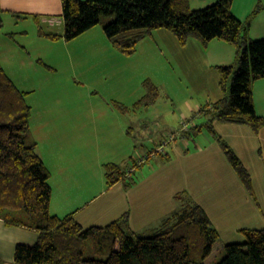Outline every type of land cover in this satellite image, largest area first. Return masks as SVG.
I'll return each instance as SVG.
<instances>
[{
	"label": "rangeland",
	"instance_id": "374dc122",
	"mask_svg": "<svg viewBox=\"0 0 264 264\" xmlns=\"http://www.w3.org/2000/svg\"><path fill=\"white\" fill-rule=\"evenodd\" d=\"M39 28L33 18L15 23L7 15L0 36L17 31L16 43L3 44L6 57L13 61L12 77L31 90L27 101L35 110L46 102L85 108L88 151L81 163L96 171L101 167V187L108 191L103 199L117 190L127 197H148L154 201L153 213L171 211L166 217L189 200L201 203L221 230L206 264H217L229 242H245L242 227L264 228V142L248 124L212 120L213 114H203L224 92L217 64L201 40L191 37L194 43L182 45L172 32L162 29L166 33L146 36L127 54L113 46L102 23L69 41L41 40ZM24 30L27 34L18 33ZM28 54L35 63L23 62ZM148 94L149 99H144ZM120 119L132 136L127 155L114 125ZM100 127L102 133L97 131ZM223 141L249 169L252 194L230 163ZM108 164L122 169L109 177H121L112 191L116 183H109ZM85 256H97L90 242Z\"/></svg>",
	"mask_w": 264,
	"mask_h": 264
},
{
	"label": "trees",
	"instance_id": "16d2710c",
	"mask_svg": "<svg viewBox=\"0 0 264 264\" xmlns=\"http://www.w3.org/2000/svg\"><path fill=\"white\" fill-rule=\"evenodd\" d=\"M63 34H39L52 40H73L102 23L114 47L131 54L156 29L172 32L182 45L195 37L207 46L214 39L236 47L237 64L217 65L223 97L204 108L212 120L248 124L255 133L264 117L255 109L253 86L264 78V38L252 39V19L263 9L259 0L245 21L232 11L233 0H217L193 9L189 0H61ZM0 0V29L4 22ZM40 25L39 15H35ZM149 99V94L144 97ZM32 106L27 92L9 77L0 62V218L39 232L35 244L16 246L17 264H206L220 234L204 206L189 200L150 233L129 227L128 213L104 226L84 227L73 214L51 210V173L30 132ZM211 120V121H212ZM224 149L233 168L253 193L252 175L230 145ZM121 174L108 164L106 174ZM121 177L109 178L113 185ZM21 210L25 211L24 216ZM245 242H231L217 264H264V228H244ZM95 257H86L88 243ZM0 264L3 260L0 259Z\"/></svg>",
	"mask_w": 264,
	"mask_h": 264
},
{
	"label": "crops",
	"instance_id": "0c3cea01",
	"mask_svg": "<svg viewBox=\"0 0 264 264\" xmlns=\"http://www.w3.org/2000/svg\"><path fill=\"white\" fill-rule=\"evenodd\" d=\"M189 1L193 9H200L217 0ZM258 3L259 0H233L232 11L240 20L245 21L255 10ZM262 5L263 9L252 19L250 24L249 36L252 39L264 38V0H262ZM1 6L4 9L2 13L3 27L9 14L15 23L23 19L28 20L33 18L37 24L35 15H39L40 26L43 32L46 34H63L64 32L61 0H1ZM55 26L59 27L58 31H52V28ZM162 29L164 28L156 29L150 35L166 33L162 32ZM22 32L24 35L27 34L26 30L19 31L18 33L21 34ZM37 32L39 33V30ZM16 33L17 31L3 32L2 36H0V62L15 84L21 90L27 92L28 99V94L31 90L21 87L13 79L10 67H13V61L6 57L7 54L3 49V44L12 45L11 42L16 43ZM40 37L41 40H50L48 36L40 35ZM190 43H194L193 40H189L186 45H190ZM26 44H22V48L25 49L24 51H28ZM205 47L207 55L209 57L212 56L211 58L215 62L213 64H237L238 52L232 44L221 39H214ZM26 57L23 60L25 64H29L30 62L35 63L32 60L31 54H28ZM253 99L256 112L264 117V78L255 81ZM28 103L32 106L30 118L31 136L37 142V151L51 173V210L54 214L61 217L73 214L84 227H91L107 225L121 218L127 212L129 215V227L139 233L153 232L161 225L162 221L171 211L168 213L162 212V215L158 213L159 211L153 213L152 208L154 207H151V203L154 201L151 198L144 197L145 199H143L141 197V199H138L130 196L127 197L120 190H117L118 193L114 194V196L106 199L102 198L105 192L107 193L108 191H105L107 189H105L104 185L101 187L103 176L101 167L99 166L96 171L95 167L87 168V166H82L81 163L83 155L88 151L84 143L86 137L84 128L87 122L84 107H80L78 104L56 106L46 102L35 110L33 104ZM37 111L39 112V116H35ZM113 111L116 113L114 109ZM68 114H71V116H67ZM114 125L119 128V135L124 142L120 148H125L124 155L130 154L129 150L131 149L128 148V144L132 141V136L127 130V125L121 119L119 123H114ZM97 131L102 133V127L98 128ZM255 134L261 142H264V126ZM87 171L88 174H86ZM118 185H120V182L110 187L111 191ZM96 188H99V190L94 191ZM83 190L84 195H81ZM179 207H176L174 211ZM204 208L221 235L220 227L217 225L219 221H216L209 214L205 206ZM157 216L161 217L157 219ZM244 228L259 227L251 225L242 227L240 230ZM38 237L39 232L37 230L23 225H8L4 219L0 218V259L3 260V264H17L14 261L16 246L20 243L35 244Z\"/></svg>",
	"mask_w": 264,
	"mask_h": 264
}]
</instances>
